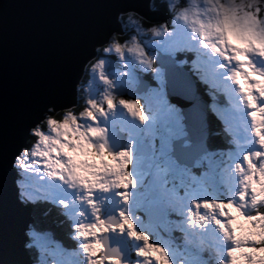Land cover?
<instances>
[{
    "label": "clouds",
    "instance_id": "clouds-1",
    "mask_svg": "<svg viewBox=\"0 0 264 264\" xmlns=\"http://www.w3.org/2000/svg\"><path fill=\"white\" fill-rule=\"evenodd\" d=\"M142 7L162 18L117 11L118 30L93 44L72 102L46 106L12 156L16 199L32 207L27 264H264V0ZM118 112L131 130L110 119ZM209 117L225 149L209 148ZM29 175L72 195L54 198ZM209 180L228 196L193 198ZM108 193L121 207L105 217ZM134 194L159 209L157 240L131 218ZM38 203L57 208L70 245L40 230ZM111 234L126 235L127 255Z\"/></svg>",
    "mask_w": 264,
    "mask_h": 264
},
{
    "label": "water",
    "instance_id": "water-1",
    "mask_svg": "<svg viewBox=\"0 0 264 264\" xmlns=\"http://www.w3.org/2000/svg\"><path fill=\"white\" fill-rule=\"evenodd\" d=\"M147 0H0V264L10 259L27 264L22 250L23 229L30 210L16 199L17 173L13 154L28 126L46 106L72 102L80 67L92 46L117 28L115 13L135 6L150 18ZM111 128V127H110ZM123 137H121V140ZM143 209L145 206H142ZM148 221L159 218L151 206ZM155 217H151L152 211ZM109 211L107 215H115ZM105 216V217H106ZM111 243L126 255L124 239L111 234Z\"/></svg>",
    "mask_w": 264,
    "mask_h": 264
},
{
    "label": "rangeland",
    "instance_id": "rangeland-1",
    "mask_svg": "<svg viewBox=\"0 0 264 264\" xmlns=\"http://www.w3.org/2000/svg\"><path fill=\"white\" fill-rule=\"evenodd\" d=\"M116 68V67H115ZM115 68H112L110 70H107L110 74L114 72ZM214 125L216 126V129L218 128V123L216 120H212ZM117 124L121 125V126H126L128 127L130 130L132 129V124L130 121L127 120L125 123L122 122V120H119L117 122ZM128 125V126H127ZM26 180L29 183L32 184H36L38 187H44L46 189H48L49 191L52 192L54 198H59V199H65L67 200L69 195L71 193L67 192V190L59 184V182L57 181H48L49 184H45L44 185V181H40V179L36 176L33 175H29L26 177ZM218 191V194H217ZM104 203L103 205H105L106 203H110L111 206H114L117 210L121 207L120 204L117 203V197L115 196L114 193H108V194H104ZM228 196V192L227 191H222V190H217L216 186H215V182L213 180H209L208 182H206V190H198L193 194V198L196 199H202V198H216V199H225ZM99 198V197H97ZM145 202L147 205L149 204L148 199L145 197H142L140 194H134L129 202V206H128V211L130 213H132L131 218L134 220V223L137 224V227L139 230L141 231H145L148 232V234L150 235V238L153 240H157V237L155 235V233L151 232L149 225L152 223H155L156 221L150 223L148 221V218L145 214V212L147 210L144 211L142 207V202ZM142 211H141V209ZM108 209L104 210L103 212V216L105 214V212ZM156 212L153 210L151 213V217H155ZM139 216L140 219L139 221L136 220V216ZM117 235V234H114ZM57 235H55V238L58 240H61L60 238L56 237ZM117 236H123L126 237V235H117ZM126 239L128 240V238L126 237ZM62 241V240H61ZM128 242L131 244L130 247V251L131 248L133 247L132 243L128 240ZM158 242H162V241H158ZM65 244V243H64ZM66 245V244H65ZM176 257H173V259H175Z\"/></svg>",
    "mask_w": 264,
    "mask_h": 264
},
{
    "label": "trees",
    "instance_id": "trees-1",
    "mask_svg": "<svg viewBox=\"0 0 264 264\" xmlns=\"http://www.w3.org/2000/svg\"><path fill=\"white\" fill-rule=\"evenodd\" d=\"M208 123H209V126H210V118L208 120ZM208 145L211 147L212 144L210 142H208ZM46 204L44 203L43 205L41 204H37L36 205V213H37V217L39 219V222H42L43 219L40 217L41 215V211L43 210V208H45ZM48 207V206H47ZM51 209L48 213L49 215L46 216V218H44L46 221H47V224L49 223L50 227H52L53 231L55 234H57L58 236L60 235V237L64 236L65 233H66V228L65 227H57L54 223H53V220H57L58 219V216H57V212H54L55 209L51 206ZM54 210V211H53ZM57 210V208H56ZM32 211V210H31ZM53 211V213L51 212ZM54 217V218H53ZM52 218V223H51V219ZM50 219V221H48Z\"/></svg>",
    "mask_w": 264,
    "mask_h": 264
},
{
    "label": "flooded vegetation",
    "instance_id": "flooded-vegetation-1",
    "mask_svg": "<svg viewBox=\"0 0 264 264\" xmlns=\"http://www.w3.org/2000/svg\"><path fill=\"white\" fill-rule=\"evenodd\" d=\"M115 65H109L107 70L111 69V68H114ZM122 115L121 114H117L115 118H110V119H113L114 121H116L118 119V117H121Z\"/></svg>",
    "mask_w": 264,
    "mask_h": 264
},
{
    "label": "bare ground",
    "instance_id": "bare-ground-1",
    "mask_svg": "<svg viewBox=\"0 0 264 264\" xmlns=\"http://www.w3.org/2000/svg\"><path fill=\"white\" fill-rule=\"evenodd\" d=\"M210 118V126H209V123H208V126H209V128L211 129V126H213L214 125V123H213V118L212 117H209ZM15 179H19V177H16ZM54 218V217H53ZM58 218H61V217H58ZM51 220H52V218H50ZM50 219L48 220V221H50Z\"/></svg>",
    "mask_w": 264,
    "mask_h": 264
}]
</instances>
